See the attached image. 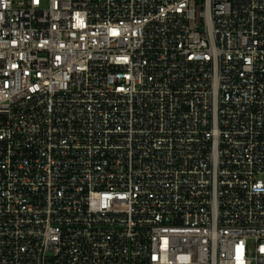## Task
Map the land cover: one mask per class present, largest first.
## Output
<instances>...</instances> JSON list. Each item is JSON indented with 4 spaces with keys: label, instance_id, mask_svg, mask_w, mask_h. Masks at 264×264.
<instances>
[{
    "label": "built area",
    "instance_id": "built-area-1",
    "mask_svg": "<svg viewBox=\"0 0 264 264\" xmlns=\"http://www.w3.org/2000/svg\"><path fill=\"white\" fill-rule=\"evenodd\" d=\"M0 264H264V0H0Z\"/></svg>",
    "mask_w": 264,
    "mask_h": 264
}]
</instances>
